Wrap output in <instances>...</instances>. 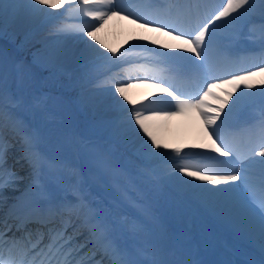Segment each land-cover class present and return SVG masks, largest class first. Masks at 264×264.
I'll return each instance as SVG.
<instances>
[{
  "label": "snow or ice",
  "instance_id": "6c2138e0",
  "mask_svg": "<svg viewBox=\"0 0 264 264\" xmlns=\"http://www.w3.org/2000/svg\"><path fill=\"white\" fill-rule=\"evenodd\" d=\"M129 3L142 5L155 19H145L143 15H136L135 10L121 7ZM212 4L216 6L210 7ZM66 5H80L78 11L93 22H85V27L75 30L71 35L75 42L83 43L86 49L97 56L104 57V54L94 45H89L83 37L91 38L115 56L117 50L109 48L94 35V31H98L111 16L123 15L124 18L132 19L133 23L151 26L179 41L178 44H162L161 47L179 50L176 55L167 58L187 62L193 69L200 70L203 76L200 91L186 96L162 86L163 80L155 79L152 86L170 97L174 108L154 110L145 105H134L129 109L113 99V110H123L127 115H118L109 123L123 141L133 145L142 157H165V173L178 186L192 187L190 181L183 180L179 175L182 173L213 186L228 185L224 188L197 186L201 193L227 201L242 192L245 201L255 206L248 176L250 169L257 170L258 187L264 193V107L259 117L251 123L240 126L239 121L241 115L251 107L250 102L256 95L252 91L255 88L253 78L264 77V64L255 70L249 68L225 76L215 75L211 68L213 53L228 62L239 59L231 49L240 43L246 29L251 32L249 25L256 26L254 18L257 16L260 20L259 53L264 59V0H15V11L10 22L15 24L28 17L55 16L56 13L48 12L47 9L56 10ZM68 10L65 8L66 12ZM3 15L4 6L0 5V17ZM184 23L188 24L187 28L183 26ZM3 34L5 28L0 25V35ZM252 35L255 36L254 33ZM68 36V33L60 36L55 44L45 42L32 53L33 61L49 70L54 78L69 75L64 46ZM28 39L26 35L25 42ZM180 52L190 55H181ZM156 55L167 56L166 53ZM104 58L111 60V57ZM16 72L18 79L22 80L23 66L17 65ZM129 83L113 80L111 86L128 104H133L126 95L127 88L123 86ZM217 89L223 96L213 94ZM235 93L239 94L234 98ZM259 95L264 105V90ZM210 98L219 107L207 103ZM230 101L231 106L225 111ZM156 102L150 101L149 104ZM20 103L19 99H12L5 93L4 81L0 80V264H193L175 258L176 252L171 249L164 250L147 243L133 249L122 246L114 234V226L87 198L84 182L76 170H70L72 183L64 185L59 176L64 166L41 153L38 134L29 132L23 122L13 115L12 109ZM190 110H195L202 119L208 140V143L192 145L190 148L203 149L215 155L184 152L179 147L171 148L173 155L160 152L171 146L158 139L152 122L183 115ZM224 128L233 136L253 133L257 136V142L249 147L247 154H242L236 143L227 141L221 135V129ZM140 132L147 140L139 135ZM17 138L22 146V159L30 169L23 189L20 185L26 178L8 164L9 153L15 147ZM193 158L195 163H188ZM9 191L16 195H7ZM258 210L261 248L264 251V198L259 200ZM225 213L231 214V210L226 207ZM237 226L245 227L243 222H238Z\"/></svg>",
  "mask_w": 264,
  "mask_h": 264
},
{
  "label": "bare ground",
  "instance_id": "6f19581e",
  "mask_svg": "<svg viewBox=\"0 0 264 264\" xmlns=\"http://www.w3.org/2000/svg\"><path fill=\"white\" fill-rule=\"evenodd\" d=\"M213 5L214 4L210 5V7H212ZM122 6L123 5H121V7ZM47 11L54 12L53 9H47ZM85 18L88 21V23H92L89 17L85 16ZM35 20H36L35 18L30 17L27 18L26 20L18 21L17 23H15V26L20 28L29 27L30 25H32V23ZM94 35L99 41H102L109 48H119V47L131 46V45L139 46L140 44H152L154 46H157L165 50L167 53L171 55H176L177 52H179V50L177 49H173V48L165 49L161 47L162 44H169V45L178 44L179 41L174 40L172 36L165 34V32L156 31L151 26L143 27L140 22L133 23L132 19L124 18L123 15L109 17L107 21L103 24V26L99 28L98 31H94ZM85 41H87L89 45H94L95 48H98L100 53L107 52L105 48H101L98 44L95 43V41L91 40V38L87 36ZM152 41H156V43L153 44ZM64 46H65V50L67 49L69 50L66 51L67 55L65 57L68 63L74 62V60H76L79 57L85 56L84 59H87L96 56V53L86 49L83 43H71L69 39H67ZM179 54L190 55L188 53H183V52H180ZM217 58L218 57L215 55V53H213V61L217 60ZM192 59L195 60V57L192 56ZM196 63H199V61H196ZM246 67H247V63H246ZM246 67L244 70L247 69ZM223 68L225 70L224 73L226 75L241 70L239 69L240 68L239 61L236 62L235 64L233 63V65H225L223 66ZM193 70L196 72V75L200 73V70H196V69ZM200 76L203 77L202 74ZM200 76L197 75L191 83L192 90L195 93L200 91L199 86H201V84L203 83V81L200 79ZM122 81H126V80L123 79ZM253 81L256 87L258 83L256 77L253 78ZM123 86L127 88L126 95L132 101L137 100L141 94H144L148 90L153 92V88H150V85L148 83L138 82L137 85L134 87L127 85H123ZM228 90L229 89H225L224 91H228ZM241 90L244 89L241 88ZM213 94L223 96V94H221L217 90H215ZM238 94L239 93H235L234 98L235 95ZM115 99L125 105L128 104V102L125 101L123 97H120L118 93H115ZM207 103L213 104V106L215 107H219V105L214 104L211 98L207 101ZM230 106H231V101L229 102L228 106H225V111H227L228 107ZM222 118H223V114H222ZM152 123L155 126L154 132L157 135L158 139H160L162 143H166L171 147H179L182 149L186 147L190 148V146L192 145L208 143L207 136L205 135L203 121L195 110H190L183 115H176L170 118H161L153 121ZM139 135L143 137V139L147 138L146 136H144L142 132H140ZM221 135L227 141L230 140V137L233 136L227 128L221 129ZM251 135L252 133L250 132H245L244 134L239 135L240 140L242 141L241 146H243V144L247 145L246 143L248 142L249 137ZM68 138L69 137L67 136L64 137V145L66 147V152L70 153L68 160L64 162V165L66 166V170L74 166V156H72L71 153L75 154V156L77 157L81 155L80 152L78 153L75 152L74 150L75 147L73 148V152H71L70 144L67 141ZM102 147L103 144L100 142H93L90 145H85L84 148L85 155L90 156V152H93L94 161L98 163L100 162L103 165L107 173V179L109 180L110 185L113 186V190L122 200L121 205L129 204L125 192L119 190L118 185L119 182L121 181L122 182L132 181L130 180L132 176L131 174L126 175L122 173L115 167L113 162L110 161L106 156L100 155L99 152ZM62 149L63 146L59 148V151H61ZM162 150L165 151V149ZM208 153L210 155H215L214 153H210V152ZM257 159L260 158L257 157ZM123 162H124L123 166L128 165L132 169L134 168V164L132 163V161L126 162L124 160ZM253 170L257 172V170L255 169ZM132 172H135V169H133ZM144 175L145 174L141 173V178L143 179V181L146 183H150V179L147 178L146 175L145 176ZM258 184H259L258 177L252 180L250 189L251 191H253V193H256L257 189H259ZM191 185L192 187L188 189V193L185 195L184 201L189 202L191 205L202 206L205 209L206 213L208 212L213 213V218L220 215H224L225 218L227 219V223L233 226V229H237L240 231V235H239L240 238H242L245 241H258L257 246H261L260 214L258 210L254 208L253 205L248 204L245 201L244 197L241 194H238L234 199H229L226 201L224 198L218 196H212L210 194L201 193L200 188L197 186H203L205 188H213V187L224 188V187H228V185L221 184V185L213 186L206 181H198L195 178ZM126 186L128 189L132 190L131 194H138L139 198L143 199L144 204L142 208H140V210L141 213L145 215V218L144 220H142V222L136 224L135 240L128 239V235L127 232L125 231V228L122 227L120 224L121 222H119L120 218L119 217L117 218V221L119 222L120 230L122 231L123 241H127V243L136 246H141L142 244L147 243L162 248L164 250H169L171 249L172 241H174V239L176 240L179 239V237L187 229L192 232L191 241H193L194 223L192 220H190V222H185L182 217L173 216L171 212L169 213L168 211V202H166L165 200L160 201L159 197H158V202L162 204V206L160 207L161 213L159 215H154L152 209H154L155 206L152 204L149 197L147 198L146 195L142 192V190L138 186L135 187L132 184H128V185L126 184ZM193 201L194 203H191ZM226 207L231 210V214L225 213ZM145 222L146 225L144 224ZM238 222H243L245 227L244 228L238 227L237 226ZM193 244L196 245L197 242L193 241ZM208 245L209 247H213L215 249V252H217V250L221 248V245L217 243L216 240H212V239ZM181 246L183 247V245ZM206 251L199 249L198 253H203L204 256L201 261L196 262L195 264H220L222 261H225L228 258L226 252H223L220 257L217 256V254L214 257H212L211 255H208Z\"/></svg>",
  "mask_w": 264,
  "mask_h": 264
},
{
  "label": "rangeland",
  "instance_id": "374dc122",
  "mask_svg": "<svg viewBox=\"0 0 264 264\" xmlns=\"http://www.w3.org/2000/svg\"><path fill=\"white\" fill-rule=\"evenodd\" d=\"M0 1L3 2L4 0H0ZM6 1H7V4H6L5 8L10 9L9 10L10 13L8 15V18H7V25L5 24V27H4L5 32L9 33V35H11V37H14L15 35H18V34L29 35L31 33L30 32L31 25L29 27L20 28V27H16L15 24H12L10 22L11 17H12V13L15 11V7H14L15 0H6ZM38 17L39 16H36L35 18L37 19ZM28 18H30V17H28ZM26 19L27 18H25L23 20H26ZM254 20H255V24H257L259 17L258 16L255 17ZM217 23H221V22L218 21ZM257 26H259V25L257 24L256 27ZM256 27L253 30H255ZM56 37L57 36L47 38L45 41H43V43L41 45H39V47L43 46L45 42H47L49 44H55L58 41V39ZM68 38L71 39L72 43H77V42H75V40L73 39L71 34L68 36ZM85 39H86V36L83 37V40H85ZM66 51H69V50L67 49ZM20 58H21L20 55L17 58V56H15L14 53L13 54L11 53L10 44H8L5 41L0 39V80L4 81V91H6V93L8 92V94L11 96L12 99H14V97H15L16 99H19L21 101V103L18 107L12 109V112L24 111L26 113V115H24V118H28L29 119L28 122L33 123L35 125H38L39 117L41 115L44 117V114H46L47 121L49 124H51V130L53 133L57 132L59 130H63V132H65L67 135H69V137L72 138V140H73V142H75V144L76 143L80 144V141H82V140L78 134V123L82 121L80 116H83V113L85 112L86 107L79 108V107H77V105H78L77 103H75L74 107L71 106V103H69L70 101L67 99L65 92L68 91V89H74L76 86L82 85V81L78 76V70H79L81 64H85L86 67H89V68H94L96 61H98V60L89 61V60L84 59L85 58V56H84V57L77 58L72 63L66 62L67 65H70V68H71L69 70V75L67 76L66 80L59 81L60 84H64L66 86V88L60 87L58 89V92H59L58 94L56 93V89L55 90L53 89L52 90L53 92L46 93L47 95L44 96V95H41V90L38 88V86L40 85V81H41L40 79L42 76V72L39 71L38 69H36V67H34L31 64H29L28 62H26L24 59H20ZM259 58H261V56H259ZM29 59L33 60L32 57H29ZM87 59H89V58H87ZM36 64L41 65L40 63H36ZM17 65L23 66V70H24L25 74L23 75L22 80L18 79L17 72H16ZM50 79L54 80L53 77H50ZM256 79H257L258 83H257V86L252 91L256 93L255 96L260 97L259 93L262 90H264V77H261V79H260V77L257 76ZM47 80H48V78H46V81ZM133 84H134L133 82H130L128 85L133 87ZM101 89L102 90H99L97 92L94 91V93L100 95V94H103L104 92L106 93V91H109L110 92V99H111L110 101H112V103H113V99L116 100L115 99V88L111 86V82L104 83V85ZM241 91H244V90H241ZM69 93H71V91ZM71 95L73 96L72 93H71ZM37 97H40L41 98L40 101L43 103L42 104L37 103L36 105L30 106L31 104H33V102H36L35 100ZM116 101H118V100H116ZM121 104H123V103H121ZM123 105H125V104H123ZM77 108H78V111H77ZM102 109L104 110V113L106 116V122L112 120V118H113L112 114L116 111H114L112 107H104ZM50 111H51V113H49ZM41 113H43V114H41ZM125 114L127 115L126 112H125ZM132 123L134 124V121ZM145 140H147V139H145ZM88 143H89V141H88ZM85 144H87V143L85 142ZM159 151L162 152L163 150L161 149ZM18 160H19V158H17V159L15 158V159L11 160L13 162L11 167L20 176H23L26 178L20 185L21 189H23L25 184H27V177H28L30 169L28 167H25V166H22V167L16 166L17 162H14V161H18ZM24 167H25L24 170H19L20 168H24ZM140 169H141V167H140ZM76 172H77V168H76ZM183 177L184 176H182L183 180H187V181L191 180V183H192V180L194 178V177H187L186 175L184 178ZM182 188L184 190L186 189L185 191H187L189 186H182ZM193 208L196 209L197 211L200 209L196 205H194ZM197 213L199 214V212H197ZM197 218H198V216H197Z\"/></svg>",
  "mask_w": 264,
  "mask_h": 264
}]
</instances>
